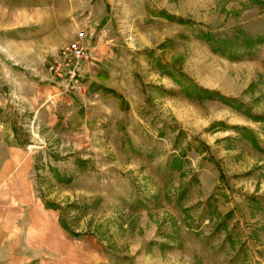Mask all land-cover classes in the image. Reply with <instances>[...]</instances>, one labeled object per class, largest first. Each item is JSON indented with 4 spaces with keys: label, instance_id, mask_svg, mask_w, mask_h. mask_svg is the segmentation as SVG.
<instances>
[{
    "label": "rangeland",
    "instance_id": "374dc122",
    "mask_svg": "<svg viewBox=\"0 0 264 264\" xmlns=\"http://www.w3.org/2000/svg\"><path fill=\"white\" fill-rule=\"evenodd\" d=\"M202 30L264 37V0H0V96L81 263L264 264V40ZM73 40L87 91L36 101Z\"/></svg>",
    "mask_w": 264,
    "mask_h": 264
},
{
    "label": "crops",
    "instance_id": "0c3cea01",
    "mask_svg": "<svg viewBox=\"0 0 264 264\" xmlns=\"http://www.w3.org/2000/svg\"><path fill=\"white\" fill-rule=\"evenodd\" d=\"M33 86L36 101L52 107L71 97L55 84ZM0 264H84L79 244L66 235L57 213L35 193L32 158L19 143L1 96Z\"/></svg>",
    "mask_w": 264,
    "mask_h": 264
},
{
    "label": "built area",
    "instance_id": "2783aa9c",
    "mask_svg": "<svg viewBox=\"0 0 264 264\" xmlns=\"http://www.w3.org/2000/svg\"><path fill=\"white\" fill-rule=\"evenodd\" d=\"M91 58V51L81 41L73 40L64 44L49 61L48 71L52 82L65 94H84L88 87L83 71Z\"/></svg>",
    "mask_w": 264,
    "mask_h": 264
},
{
    "label": "trees",
    "instance_id": "16d2710c",
    "mask_svg": "<svg viewBox=\"0 0 264 264\" xmlns=\"http://www.w3.org/2000/svg\"><path fill=\"white\" fill-rule=\"evenodd\" d=\"M185 22L184 19H179ZM239 36V37H238ZM241 36V37H240ZM200 37L206 41L212 50L221 54L227 55L230 58H238L241 54L237 53L239 47H243L247 52H250L255 45L262 42V36H244L237 35L234 39L230 37H216L210 31H200ZM186 91L187 95L192 98H209L214 95L220 96L217 91L202 88L198 85L192 84V87ZM15 131V130H14Z\"/></svg>",
    "mask_w": 264,
    "mask_h": 264
}]
</instances>
